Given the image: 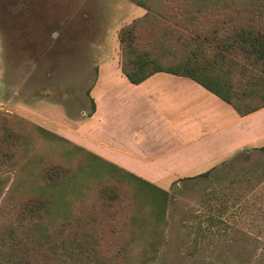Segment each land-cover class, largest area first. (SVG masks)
<instances>
[{
	"label": "trees",
	"instance_id": "16d2710c",
	"mask_svg": "<svg viewBox=\"0 0 264 264\" xmlns=\"http://www.w3.org/2000/svg\"><path fill=\"white\" fill-rule=\"evenodd\" d=\"M131 1L148 10L119 33L121 68L131 82L141 83L166 71L193 78L241 116L264 108V0ZM151 22L163 28L161 39L142 48L141 26ZM170 39L173 42L167 44ZM93 106L89 115L96 110L94 100ZM26 122L0 110V176L17 173L0 207V264H148L157 260L167 239L171 192L74 142L72 151L88 156L83 162L76 167L52 162L46 167L41 160L39 175L22 187L19 176L29 174L23 163L30 139ZM38 127L49 139L71 141ZM78 179L82 181L79 199L93 188L96 204L79 210L70 205L63 215L54 217L59 188ZM144 206L151 213H145ZM198 247L194 240L187 253L194 255ZM258 264H264V251Z\"/></svg>",
	"mask_w": 264,
	"mask_h": 264
},
{
	"label": "rangeland",
	"instance_id": "374dc122",
	"mask_svg": "<svg viewBox=\"0 0 264 264\" xmlns=\"http://www.w3.org/2000/svg\"><path fill=\"white\" fill-rule=\"evenodd\" d=\"M147 12L131 0H0V110L23 117L30 132L23 161L29 174L24 180L19 176L20 186L39 175L41 160L46 167L52 162L76 167L88 157L72 151L73 142L78 143L67 137L72 136L68 129L89 120L97 81L118 82L123 76L117 68L122 60L120 30ZM154 23L141 26L142 48L161 39L163 28ZM176 51L179 54L180 48ZM260 110L253 116L256 145L208 176H183L164 187L171 192L167 239L158 259L148 264H258L264 251V109ZM38 126L72 143L49 139ZM16 174L0 176V207ZM81 182L59 188L54 217L70 205L79 210L96 204L93 188L79 199ZM143 210L148 214L152 209ZM123 216L124 211L120 222ZM194 240L200 247L190 255L186 248Z\"/></svg>",
	"mask_w": 264,
	"mask_h": 264
},
{
	"label": "crops",
	"instance_id": "0c3cea01",
	"mask_svg": "<svg viewBox=\"0 0 264 264\" xmlns=\"http://www.w3.org/2000/svg\"><path fill=\"white\" fill-rule=\"evenodd\" d=\"M122 75L118 82H96L91 91L96 110L68 129L72 136L64 134L121 169L164 188L256 145L253 116L260 109L241 116L185 75L160 71L137 84Z\"/></svg>",
	"mask_w": 264,
	"mask_h": 264
}]
</instances>
